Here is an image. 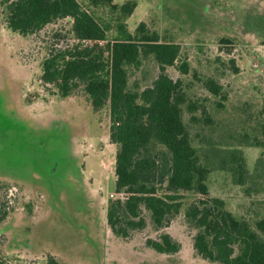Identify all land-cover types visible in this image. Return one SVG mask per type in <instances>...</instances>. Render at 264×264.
<instances>
[{
    "label": "rangeland",
    "instance_id": "obj_1",
    "mask_svg": "<svg viewBox=\"0 0 264 264\" xmlns=\"http://www.w3.org/2000/svg\"><path fill=\"white\" fill-rule=\"evenodd\" d=\"M134 2L122 15L108 2L77 0L106 31L135 35L145 24L159 41L180 48L166 73L180 80L187 103L182 122L201 166L209 198L254 228L264 219V0H112ZM70 23L59 20L34 35L9 31L0 8V186H8V215L0 223V262L45 264H216L192 249L184 213L201 200L195 184L163 187L158 196L181 205L165 230L180 244L175 255L147 248V227L128 239L114 237L108 215L122 195L114 192L117 147L109 141L108 105L94 111L81 90L67 98L40 82L41 62L52 47L72 43ZM126 68L127 89L138 95L159 74L153 56ZM186 65L187 74L179 71ZM212 80L217 96L204 87ZM196 110L188 113L187 105ZM194 116L198 122H192ZM207 118L210 123L207 124ZM239 151L246 167L241 185L231 170ZM223 166V167H221ZM221 168H224L221 170ZM4 192L0 191V197Z\"/></svg>",
    "mask_w": 264,
    "mask_h": 264
},
{
    "label": "trees",
    "instance_id": "obj_2",
    "mask_svg": "<svg viewBox=\"0 0 264 264\" xmlns=\"http://www.w3.org/2000/svg\"><path fill=\"white\" fill-rule=\"evenodd\" d=\"M112 9L131 15L136 7L126 2L119 7L112 0ZM5 27L22 37L34 35L59 20L70 23L72 43L52 47L41 62L40 82L52 87L57 96L67 98L81 90L94 111L108 105L109 141L117 149L114 163V192L122 195L108 215L110 233L128 239L147 227L160 233L147 238L145 245L160 255H175L180 244L165 230L179 214L181 205L158 196L163 187L179 189L195 184L202 197L184 213L185 225L195 231L192 249L202 260L216 264H264V219L254 228L238 220L224 209V203L209 198L205 185L208 169L201 166L182 122L181 107L187 103L180 80L166 73L179 58L180 48L159 41L140 23L135 35L122 26L119 37L108 39L105 29L77 0H0ZM153 56L159 74L140 95L127 89L126 68L138 66L141 56ZM179 71L187 74L186 65ZM205 89L217 96L220 87L208 80ZM196 110L188 103V113ZM192 122L198 120L192 116ZM206 123H210L207 118ZM231 161L238 163L231 170L241 185L246 167L241 152H232ZM223 167V166H221ZM224 168H221L223 170ZM0 223L9 212L8 186H0ZM45 264H62L47 255ZM0 264H3L0 262Z\"/></svg>",
    "mask_w": 264,
    "mask_h": 264
}]
</instances>
